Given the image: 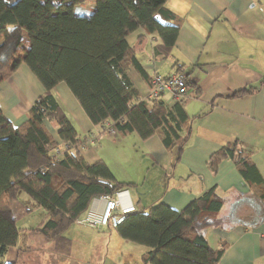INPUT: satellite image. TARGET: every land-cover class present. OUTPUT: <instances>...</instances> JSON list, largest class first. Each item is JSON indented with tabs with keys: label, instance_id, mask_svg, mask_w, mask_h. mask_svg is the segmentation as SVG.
<instances>
[{
	"label": "trees",
	"instance_id": "16d2710c",
	"mask_svg": "<svg viewBox=\"0 0 264 264\" xmlns=\"http://www.w3.org/2000/svg\"><path fill=\"white\" fill-rule=\"evenodd\" d=\"M87 1L94 4L90 14L74 11ZM167 1L0 0V83L24 65L44 90L15 127L0 109L1 256L19 236V192L46 213L42 229L31 232L51 242L53 253L68 257L71 241L64 232L92 199L135 187L116 181L102 160L92 165L85 161L80 151L84 141L54 96L58 84L68 87L102 134L110 124L121 138L134 133L146 141L157 136L174 156L173 164L180 161L191 133L184 100L167 107L160 98H143L128 77L133 67L151 87L136 48L127 42L137 30L144 33L139 42L154 40V60L171 56L180 22L166 8ZM245 93L252 92L238 91L232 97ZM64 144L69 148L56 157L54 152ZM251 156L245 144L234 141L212 153L206 168L215 176L219 165L230 160L264 214V182ZM223 204L212 187L180 211L162 203L134 209L114 229L121 239L146 247L143 264H218L227 246L212 249L201 230L214 225Z\"/></svg>",
	"mask_w": 264,
	"mask_h": 264
},
{
	"label": "crops",
	"instance_id": "0c3cea01",
	"mask_svg": "<svg viewBox=\"0 0 264 264\" xmlns=\"http://www.w3.org/2000/svg\"><path fill=\"white\" fill-rule=\"evenodd\" d=\"M165 6L180 22L170 57L154 60V40L139 42L138 37L144 35L141 30L132 33L127 42L136 48V59L149 77L155 73L177 74L179 67L187 76L189 96L183 106L190 118L191 133L178 163L173 164L174 156L165 151L157 136L141 141L134 133L125 138L102 134L64 83L55 87L54 96L77 127L80 138L85 139L81 151L85 161L92 165L102 160L116 181L135 184L129 190L118 192L120 209L133 206L140 211L162 203L180 211L215 187L224 204L214 225L202 229L201 234L212 249L218 248L220 243L226 244L218 264H264L261 206L230 160L219 165L215 176L206 168L212 153L227 143L240 141L252 153V162L264 182V0H168ZM128 77L140 96L147 98L149 87L133 67ZM244 90L252 93L232 97ZM43 92L36 78L21 65L15 73L4 75L0 83L1 112L15 127L25 120L27 111ZM160 100L167 107L174 104L169 95H163ZM53 135L56 138L55 131ZM128 141L142 148L141 153L149 165L146 175L150 169L152 171L149 178L153 183V197L150 201L148 198L143 201L146 178L141 188L133 191L138 187L136 173L141 160L127 168L128 157H121L116 160L120 167L113 168L111 153L99 154L95 146L102 143L105 150L122 154L123 144ZM104 207L105 202L95 197L87 211L100 214ZM23 208L28 211L22 209L18 216L16 226L20 232L16 245L0 255V263H126L121 253L130 246L111 225L97 229L71 225L64 232L71 241V254L63 257L53 253L52 243L40 233L31 232L42 229L46 213L27 206ZM36 216L39 217L37 222L34 221ZM115 246L120 247L121 252L115 250ZM144 252L138 249L133 255L140 259ZM126 254L128 258L134 257Z\"/></svg>",
	"mask_w": 264,
	"mask_h": 264
},
{
	"label": "built area",
	"instance_id": "2783aa9c",
	"mask_svg": "<svg viewBox=\"0 0 264 264\" xmlns=\"http://www.w3.org/2000/svg\"><path fill=\"white\" fill-rule=\"evenodd\" d=\"M151 87H149L148 97L153 99H159L163 95H169L171 100L183 101L188 96V81L187 76L184 73H177L168 76H162L160 74H153L150 79ZM109 136H116L114 128L110 124H106L104 132ZM69 146L64 144L59 149L54 152L56 157H60L64 149H68ZM116 193L114 196H100V198L105 202V207L100 214H96L93 211H88L84 217H80L74 221L75 225L97 229L100 227H105L111 225L115 228L119 225L123 219L124 215L130 211L134 210L133 206H129L120 209L118 206ZM119 213L117 214V212Z\"/></svg>",
	"mask_w": 264,
	"mask_h": 264
},
{
	"label": "rangeland",
	"instance_id": "374dc122",
	"mask_svg": "<svg viewBox=\"0 0 264 264\" xmlns=\"http://www.w3.org/2000/svg\"><path fill=\"white\" fill-rule=\"evenodd\" d=\"M93 8H94V4L91 1H87L82 6H76L75 9H74V11L76 13H78V14H90L91 13V10ZM188 92H189V90H188ZM188 96H189V94H188ZM93 140H94V138H93ZM83 141H85V139ZM95 146L97 147L99 154H105L107 156V155H109L111 153V155H112V159L111 160H114V162L111 164V166H113V168H117L118 169L120 167V164H117V161L116 160L117 159H120L121 157H128V161L126 162V165H125V167H127V168L133 167L134 165H136L138 163V161L141 160V164L138 167L137 173H136V176H137V178L139 180L138 183H136L138 185V187L135 188L133 191H135L138 188H141L140 185L142 184L144 178H146V182H145V186H144L145 188L143 190V192H144L143 201L145 199H147V198H148L149 201H150V199H152L153 192L151 191V188H152L151 185L153 183L150 181V178H149V176H150V174H151L152 171L150 169L149 173L146 175V168H148L149 165H148V161L145 159V155H143L141 153V149L142 148H140V146L138 148L137 145H136V143H134L132 141L124 142V144H123L124 152L122 154H117V153L110 152L109 150H105L103 148V146H102V143H97ZM80 151H82V148L80 149ZM126 152H128V154H126ZM18 201H19L20 204H22L21 207L19 205V212H21V210L24 209L23 208L24 206H27L29 208L38 209L41 212L45 213L44 210H42L41 208H38L32 201H30L26 197L25 193L22 192V191L19 192ZM28 202H29V204H27ZM148 208H150V207H147V209ZM35 215H36V212H35ZM84 216L85 215H83V216L81 215L80 217L82 218ZM38 219H39V217L36 216L35 219H34V221L37 222ZM91 229H93V228H91ZM127 243H128V245L130 247L125 251V253H121V257L123 255V258H124V260L126 262L125 264H143L142 261H141V258L140 259L139 258L137 259V257H135L133 255V253L136 250H138V249H142L143 252H144L146 250V247H144L142 245H139V244L132 243V242H127ZM114 249L121 252V250L123 249V245H122V249L120 247H118V246H115ZM120 252L116 255V258L119 257ZM126 253H131L134 257L128 258L130 256H126L127 255ZM111 254H113V252Z\"/></svg>",
	"mask_w": 264,
	"mask_h": 264
}]
</instances>
